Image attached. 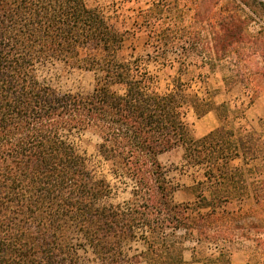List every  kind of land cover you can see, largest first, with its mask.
Listing matches in <instances>:
<instances>
[{
    "label": "trees",
    "instance_id": "1",
    "mask_svg": "<svg viewBox=\"0 0 264 264\" xmlns=\"http://www.w3.org/2000/svg\"><path fill=\"white\" fill-rule=\"evenodd\" d=\"M203 1L210 7L221 0ZM238 1L255 16L264 6ZM231 2L227 12H215L207 34L191 25L180 30L190 48L210 54L202 61L210 69L215 60L241 55L248 40L260 50V33L250 36L251 19L228 8ZM204 17L197 11L194 24ZM154 34L164 47V29ZM124 42L87 0H0V264H84L81 241L99 264H125L124 248L137 240L144 245L137 262L189 264L185 243L194 241L220 245L215 262L231 264V237L215 222L221 208L247 194L249 176L264 172V163L250 166L264 158L262 133L237 127L244 109L218 102L216 89L199 95L175 78L168 94L153 90L147 60L128 59ZM53 60L94 72L93 89L61 92L43 84L38 68ZM190 110L198 118L214 113L218 126L196 137L186 120ZM82 132L95 134L110 170L132 182L125 204L102 202L112 187L71 141ZM178 148L188 165L202 169L188 188L194 203L171 201L176 188L159 160ZM252 187L264 206V179Z\"/></svg>",
    "mask_w": 264,
    "mask_h": 264
},
{
    "label": "rangeland",
    "instance_id": "2",
    "mask_svg": "<svg viewBox=\"0 0 264 264\" xmlns=\"http://www.w3.org/2000/svg\"><path fill=\"white\" fill-rule=\"evenodd\" d=\"M230 1L232 0H221L218 5L210 7L208 2L201 3L200 0H87V3L98 8L108 22L125 34L123 53L128 59L147 60V72L152 77L153 90L168 94L174 88L175 78L190 85L199 95H203L206 88L216 89L219 92L216 97L218 102L244 109V115L236 118L233 123L237 127L256 129L262 133L264 140V6L261 7L260 15L255 16L247 6L240 5V1L231 2L228 8L238 10L251 19L248 27L250 36L260 33V50L255 53L248 40L241 55L233 53L224 60H215L213 69L202 62L210 54L190 48L180 31L184 26L191 25L194 30L207 34L216 20L215 12L226 9V4ZM260 1L264 4V0ZM249 3L251 4L250 0ZM197 11L201 17H205L199 24H194ZM166 28H172V32H168ZM159 29H164V47H157L155 41L154 32ZM171 33L177 34L176 37L167 38ZM38 76L43 84L61 92H88L96 82L94 72L57 60L39 66ZM186 120L196 137H201L218 126L214 113L198 118L190 110ZM70 138L87 159L93 174L109 181L112 193L102 202L125 204L131 198L132 182L121 173L115 174L110 170L109 164L96 150L99 138L91 132L76 133ZM159 160L166 169L168 181L176 188L171 201L174 204L194 203L195 197L188 188L201 179L202 169L188 165L181 148L160 155ZM262 163L264 158L250 162V166ZM260 179H264V172L261 175H250L251 186L247 194L240 200L232 199L218 211L215 226H223L231 237V242L226 243L231 264H264V206L256 203L252 187V183ZM261 200L264 202V195H261ZM81 243L79 255L82 262L99 264L91 248L83 241ZM219 246L214 243L197 245L194 241H188L185 243L184 259L189 264H218L214 256L218 254ZM194 247L196 262H192ZM143 250L144 245L140 240L128 244L124 248L128 258L125 264H146L133 259Z\"/></svg>",
    "mask_w": 264,
    "mask_h": 264
}]
</instances>
